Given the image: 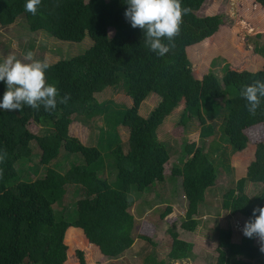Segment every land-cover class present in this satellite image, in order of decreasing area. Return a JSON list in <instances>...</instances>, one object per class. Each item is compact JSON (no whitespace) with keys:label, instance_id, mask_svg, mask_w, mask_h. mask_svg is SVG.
<instances>
[{"label":"trees","instance_id":"1","mask_svg":"<svg viewBox=\"0 0 264 264\" xmlns=\"http://www.w3.org/2000/svg\"><path fill=\"white\" fill-rule=\"evenodd\" d=\"M207 1L181 0L182 6L191 11L183 16L175 47L160 57L144 45L143 31L132 28L125 19L126 0H42L35 16L25 11L26 0H0L1 26L8 27L21 18L32 33L44 32L63 42L79 43L87 36L92 40L85 52L52 63L46 73L47 83L57 89L68 86L73 98L66 105L58 104L51 112L43 106L39 111L27 106L15 112L0 109V153L7 152L5 160L0 162V169L6 174L5 179L0 178V264H66L69 255L66 236L73 245L74 234L82 235L76 227L68 232L77 223L106 256L125 257L138 241V216L132 211L134 190L146 191L166 180L165 174L156 167L165 168L171 155L168 146L160 141L158 130L182 102L187 119L195 117L200 122L204 141L215 137L221 128L236 152L251 148L253 141L247 131L264 124V103L257 115L251 116L240 90L254 80H264V68L237 72L229 83L211 70L202 80L194 76L187 49L214 36L225 24L223 15H200ZM163 42L168 43L166 39ZM224 66L226 73L230 65ZM120 87L132 98V105L118 107L116 101L109 99L101 102L104 123L97 144L90 147L88 154L103 155L106 167L91 170L87 154L79 152L78 159L71 160L64 172L32 180L30 172L34 168L52 164L73 141L71 126L78 110L97 98V94L108 89L116 93ZM5 91V83L0 82V101ZM151 94L161 99L144 116L140 108ZM217 102L224 103L223 113L215 108ZM28 115L39 117L42 133L30 130ZM123 127L129 131L128 140L121 133ZM198 146L187 147L189 161L182 168L175 167L172 174L183 179L189 209L181 221L183 228L190 232L197 230L199 221L195 216L207 201L208 192L216 188L221 167L212 160L205 146ZM256 150L246 176L224 195L223 209L247 221L254 208L264 206V143L257 145ZM66 152L68 156L69 151ZM113 176L117 178L115 183L111 180ZM252 185L262 186L256 195L250 194ZM64 190L82 196L78 208L84 220L75 223V219L58 214L50 200L37 206L40 194ZM172 213L170 206L162 218ZM170 233L171 260L193 258L195 246L181 239L176 224ZM233 235L231 229L221 230L220 256L214 264L264 263L257 238L243 236L240 242H235ZM139 239L137 253L140 255L143 244H155L144 234ZM78 255L81 264H87L85 252L79 249ZM144 259L145 263L159 264L153 252Z\"/></svg>","mask_w":264,"mask_h":264},{"label":"rangeland","instance_id":"2","mask_svg":"<svg viewBox=\"0 0 264 264\" xmlns=\"http://www.w3.org/2000/svg\"><path fill=\"white\" fill-rule=\"evenodd\" d=\"M200 15H223L225 24L214 36L187 49L193 74L197 79L202 80L203 75L211 70L218 73L220 79L229 83L237 72H256L264 68V0H208L201 9ZM19 20L8 27L0 25V60L10 53L22 59L27 50H32L36 52L38 59L48 57L52 64L76 57L92 45L89 36L79 43H72L55 40L44 32L32 33L26 23L21 18ZM13 41L17 45L16 48L11 47ZM225 64L230 65L226 73L224 72ZM222 85L225 88L224 84ZM67 88L68 86L63 87L62 85L58 89L60 95H70ZM112 93V90L108 89L97 94V98L88 101L83 108L78 110L71 126L73 141L67 146L68 156L65 151L49 166L42 165L34 168L30 172L32 180L64 172L71 160L78 159L77 153L79 152L87 154L88 166L91 169L100 170L106 167L105 163L101 165V162H104L103 155L88 156L90 147L97 144L104 123V120H101V102L106 99L114 100L118 107L131 106L133 102L123 87L118 88L116 93ZM70 97L73 98L71 95ZM160 99L157 94H151L143 101L140 108L141 113L148 116ZM221 104L217 102L215 108L223 113L221 106H224V103ZM184 108L185 104L182 102L158 130L160 141L168 146L171 155V161L165 168L156 167L158 172L165 174L166 180L157 182L152 189L146 191L135 189L132 198L135 201L132 211L138 216V232L152 238L155 244H143L142 242L141 255L131 250L125 257L111 258L103 255L100 248L96 245L94 247L89 238L85 239L82 233V235L74 234L77 240L75 239L73 245L66 236V242L69 244L66 264H81L79 249L85 252L87 264H151L145 263L144 258L146 254L150 255L152 252L156 254L159 264H214L216 257L220 256L218 248L222 229L233 230L235 242L243 239L242 229L247 220L242 216L234 217L223 209L224 195L227 190L246 176L248 167L257 152V145L264 143V124L247 131L253 141L251 148L245 152H236L227 142L224 129L222 132L219 128L215 137L204 141L201 138L200 122L195 117L187 119V113L185 120ZM28 118L30 130L35 134L42 133V127L38 123L39 117L28 115ZM128 132L124 127L121 129L125 140L129 138ZM191 144L205 146L212 160H216L221 166L216 188L208 192L207 201L201 206L199 214L195 216L199 224L194 232L187 231L182 226L181 220L187 217L189 203L184 192L183 179L172 175L175 167L182 168L189 161L187 147ZM95 161L96 163L93 164ZM0 171L3 172L2 177L5 179L4 170L0 169ZM111 180L115 183L117 178L113 176ZM261 188L262 186L252 185L250 194L256 195ZM81 197L79 194L76 196L71 190L54 191L49 194L47 192L38 196L36 204L41 206L46 200H50L57 208L58 214L60 212L61 215H67L72 220L75 219L76 223L78 220L85 219L80 217L78 208L80 204L78 200ZM170 206L173 207V213L163 219V214ZM59 209H63V212ZM110 209L114 207L110 206ZM79 224L72 226L83 227ZM174 224L178 226L181 239L195 246L194 257L190 260L178 262L171 260L169 253L172 251L173 238L170 229ZM71 230L70 228L68 232ZM252 262L253 264H264L263 262Z\"/></svg>","mask_w":264,"mask_h":264},{"label":"clouds","instance_id":"3","mask_svg":"<svg viewBox=\"0 0 264 264\" xmlns=\"http://www.w3.org/2000/svg\"><path fill=\"white\" fill-rule=\"evenodd\" d=\"M42 0H26L24 9L35 16ZM128 5L124 16L132 28H139L144 33V45L158 56L163 57L175 47V38L180 34L183 16L191 10L182 6L181 0H126ZM164 39L168 43H164ZM16 48L15 41L11 44ZM48 57L38 59L36 52L27 50L23 58L10 53L0 60V82L6 85L0 109L4 111H22L24 106L39 111L43 106L51 112L58 104H67L69 94L60 95L53 84L47 83L46 73L51 68ZM240 96L246 101L247 112L255 117L264 103V80H254L241 87ZM7 157V152L0 153V162ZM3 172L0 171V178ZM247 238H257L260 251L264 253V206L253 209L251 218L242 229Z\"/></svg>","mask_w":264,"mask_h":264},{"label":"crops","instance_id":"4","mask_svg":"<svg viewBox=\"0 0 264 264\" xmlns=\"http://www.w3.org/2000/svg\"><path fill=\"white\" fill-rule=\"evenodd\" d=\"M96 163V161L93 163V164H95ZM104 163H105V165H107V162H106V159L104 158V162H101V165L103 166L104 165ZM90 168V167H89ZM91 169V168H90ZM95 168H93V169H91V170H94ZM57 173H59V172H57ZM57 173H55L54 175H56ZM79 201V200H78ZM73 227H76V226H71L70 228L72 229ZM69 228V229H70ZM76 228H78V230L84 235V237H86L87 238V235H86V233H85V229H84V227H76ZM75 234H78V233H75ZM68 235V234H67ZM141 235V233H139L138 234V232L136 233V238L138 239V241L136 242V245L134 246V248L132 249V251H138L137 249H138V246H139V242H140V239H139V236ZM91 242V241H90ZM92 243V242H91ZM93 245H94V247H95V245L96 246H98L99 248H100V252L103 254V255H105L103 252H102V249H101V247L99 246V245H97V244H95V243H92ZM129 254V253H128ZM127 254V255H128ZM171 254V252L169 253V255ZM126 255V256H127Z\"/></svg>","mask_w":264,"mask_h":264}]
</instances>
